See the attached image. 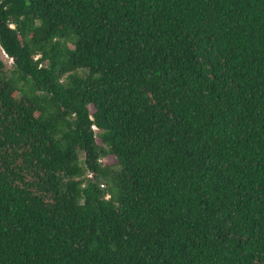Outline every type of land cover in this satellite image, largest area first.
Masks as SVG:
<instances>
[{"label": "trees", "instance_id": "1", "mask_svg": "<svg viewBox=\"0 0 264 264\" xmlns=\"http://www.w3.org/2000/svg\"><path fill=\"white\" fill-rule=\"evenodd\" d=\"M0 48V264H264V0H0Z\"/></svg>", "mask_w": 264, "mask_h": 264}, {"label": "rangeland", "instance_id": "2", "mask_svg": "<svg viewBox=\"0 0 264 264\" xmlns=\"http://www.w3.org/2000/svg\"><path fill=\"white\" fill-rule=\"evenodd\" d=\"M0 59L6 63V65L9 67L8 69L11 68V63L12 62H10V60L6 58V56L3 54L1 48H0ZM114 162H115V159H108L105 163L106 164H109V163L111 164V163H114Z\"/></svg>", "mask_w": 264, "mask_h": 264}]
</instances>
